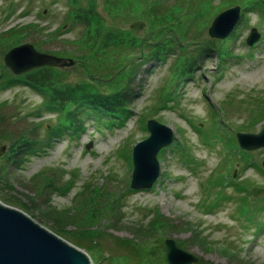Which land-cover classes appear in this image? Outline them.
I'll list each match as a JSON object with an SVG mask.
<instances>
[{
	"label": "rangeland",
	"instance_id": "1",
	"mask_svg": "<svg viewBox=\"0 0 264 264\" xmlns=\"http://www.w3.org/2000/svg\"><path fill=\"white\" fill-rule=\"evenodd\" d=\"M95 1L97 11L106 22L111 20L112 27L129 29L132 21H143L136 32L129 30L148 40L149 25L144 14L139 17V8L135 13L123 10L112 19L102 9L103 0ZM197 1L152 0L162 7L161 12L173 15L162 38L177 40L168 42L174 50L159 61L147 55L139 58L137 47L125 51L94 48L91 55L87 46L79 44L87 35L86 27L70 21L68 0H0V31L24 27L17 44L28 42L38 51L73 60L69 66L55 67L58 80L71 84L103 80L107 71H116L124 60L128 63L118 70L127 71V66L134 65L124 103L127 117L121 124L104 114L79 113L76 129L66 128L50 139L47 129L57 122L58 113L41 109L43 96L26 85L0 90L4 111L13 115L10 124L16 120L14 127L37 141L20 168L4 161L0 202L51 231L55 223L48 218L49 208L71 212L69 220L61 219V229L86 249L91 264L121 263L129 251L117 239L132 238L128 246L135 247L137 237L147 243L157 236L162 248L168 237L211 263L264 264V190L250 195L251 187L264 189L260 167L264 146L243 150L235 139L237 132L257 133L264 126V23L256 11L240 7L229 37L212 38L207 28L213 17L238 0H207L196 16L194 8L203 6ZM36 27L43 28L42 36L47 33L48 37L42 38ZM253 27L260 34L248 46L245 37ZM208 38L217 40L230 56L219 62L216 57L203 56L194 70L176 76L174 64L180 53L192 52L197 45L194 41L202 44ZM91 43L96 46L98 41ZM10 44L8 38H0V69L7 68L2 56ZM142 51L147 48L142 46ZM162 100L165 108H158ZM150 118L170 128L171 140L155 155L158 173L151 186L131 189V148L148 136L145 122ZM0 145L1 162L6 143ZM68 179H72L68 190L56 188L64 187ZM95 206L97 215L90 226L100 232L97 248L75 233L79 218H86L87 209ZM240 208H249L251 213L247 216ZM155 215L161 222L157 231L148 229ZM257 223L262 224L260 230ZM138 232L156 234L145 237Z\"/></svg>",
	"mask_w": 264,
	"mask_h": 264
},
{
	"label": "trees",
	"instance_id": "2",
	"mask_svg": "<svg viewBox=\"0 0 264 264\" xmlns=\"http://www.w3.org/2000/svg\"><path fill=\"white\" fill-rule=\"evenodd\" d=\"M199 2H201L203 6L194 8L196 16L199 15L200 9H202L208 1L198 0L197 3ZM232 2L239 4L243 10L256 11L259 19L263 20L264 23V0H238ZM68 3L70 8V21L84 24L86 27L87 35L81 39L79 44L87 46L91 55L94 54V48L105 49L106 47L107 49L108 47H111L125 51L137 47L139 49L138 52H140L139 58L147 55L150 59L161 61L168 53H170V51L174 50L171 44L168 45V42L176 43V38H162V32L165 29L164 26L169 23V17H173V15L169 12L168 14L161 12L162 7L152 2V0H103L102 6L106 15L112 19L117 16V13H121V11L127 9H131L133 13L138 11L139 17L144 14L147 18V25H149L150 29L148 40L137 38L129 29L112 27L111 20L106 22L104 17L97 11L95 0H68ZM138 8L139 10H137ZM149 14L151 17H149ZM36 28L39 29L37 31L41 34L43 28ZM25 30L24 27H21L20 29H18V27H8L0 31V38H8L9 42L13 43L10 44V46H12L18 43V41H16L19 38L18 35H22ZM41 37L47 38L48 34L45 33L44 37L41 34ZM95 39L98 41L96 46H94L93 43L88 44V42H92ZM216 42L217 40L210 38L204 40L202 44L194 41L197 45L192 47V52H182L176 59L174 64L175 75L179 76L186 71L190 72L194 70L198 65V61L203 56L216 57L218 62L224 60L225 57L230 56L227 54L228 52ZM10 46H8V48ZM142 46L143 48H147L146 52L142 51ZM127 63V60L118 63L119 65H117L116 71L110 73L107 71L106 73L108 77L103 80H99L98 78L92 81L80 80L73 84L58 80V75L60 73L58 71L59 69L55 67L42 66L29 70L21 75H13L6 69H0V90L17 85H26L37 94L43 96L41 109L50 112L57 111L58 113L57 122L47 129L49 139L51 136L60 135V131H64L66 128L72 127L73 129H76L75 124L80 123L79 119L76 117L79 113H85L87 115L104 114L108 117L117 118L118 124H121L120 122L127 117V109L124 107V103L126 102L125 97L128 94V80L132 73L131 70L134 69V65L127 66L128 72L118 69L121 67L124 68ZM4 108L5 103L0 101V142L6 143V150L2 155V160L0 162V174L6 166L4 161L7 162L11 168H20L21 165L27 161L31 152H34L31 151V149L34 150L33 142H37L35 139L27 137V131L20 129L19 127H14V122L16 120H13L11 122L12 124H10V118H12L11 116L13 115L5 112ZM158 108H165L163 100L159 103ZM37 109H40V107ZM45 142L47 144L48 141L46 140ZM255 166H257V164ZM1 177L2 175H0V179ZM51 183V180L48 179V184ZM71 183L72 179H68L64 187L56 188H61L59 189L61 192L63 190L66 191L71 187ZM51 185L54 186V183ZM8 201L10 200H6V202ZM96 208L97 207L95 206L93 209H87L90 212L87 213L86 218H79L81 220L78 221L75 233L81 241L89 243L91 246H96L97 248V237L100 236V232L92 229V226H90L93 225L94 222L92 220H94L97 215L96 211H94ZM248 210L249 208L247 210H243L242 208L239 209V211L249 216L251 211L249 213ZM63 212H66L67 214H63ZM47 213L49 214L48 218L54 220L55 224L54 226L52 225V231H54V233L86 251L83 246L79 245L78 241L67 237L61 229L64 224L60 223V221L69 220L71 216L68 215L71 214V212L56 211L51 207L48 209ZM158 224H161V222L158 221V215H155L148 222V229L153 230L154 228L157 231ZM159 226L162 227V225ZM158 231H162V229H158ZM155 232L138 233L147 237L150 235L154 236L156 234ZM140 234L137 235L142 238ZM131 239L132 238L117 239V242L121 243L123 247H126L127 251H129V254L123 256L121 263L117 264H129L132 261L133 264H166L163 256V248L158 236L155 237L152 242L147 243L140 241L144 238L140 239L137 237V246L135 247L128 246L131 244ZM195 264L215 263L198 259Z\"/></svg>",
	"mask_w": 264,
	"mask_h": 264
},
{
	"label": "water",
	"instance_id": "3",
	"mask_svg": "<svg viewBox=\"0 0 264 264\" xmlns=\"http://www.w3.org/2000/svg\"><path fill=\"white\" fill-rule=\"evenodd\" d=\"M239 17V6L232 5L218 12L211 20L207 34L209 37L222 39L234 26ZM143 26V21L134 20L129 24L136 32ZM259 32L251 28L245 37L246 45L257 41ZM4 66L18 75L40 66L63 67L73 63L70 58L56 56L36 50L32 44L22 42L11 46L2 56ZM145 128L148 136L138 140L131 148L129 187L146 189L151 186L158 173L157 151L171 140L168 126L147 119ZM237 143L241 149L253 150L264 146V126L257 133L237 132ZM90 143L85 145L87 149ZM3 145H0V154ZM264 169V158L261 160ZM263 189L252 187L250 194L257 196ZM164 259L166 264H193L197 257L180 248L173 239L164 238ZM0 264H91L88 255L79 247L69 243L51 230L32 220L17 208L0 202Z\"/></svg>",
	"mask_w": 264,
	"mask_h": 264
}]
</instances>
